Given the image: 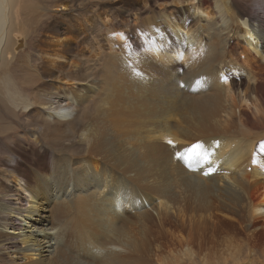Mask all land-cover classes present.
Returning <instances> with one entry per match:
<instances>
[{
    "label": "bare ground",
    "instance_id": "6f19581e",
    "mask_svg": "<svg viewBox=\"0 0 264 264\" xmlns=\"http://www.w3.org/2000/svg\"><path fill=\"white\" fill-rule=\"evenodd\" d=\"M76 1L57 0L54 8H43L32 0L28 5L24 0H0V72L13 62L14 53L25 49L27 42L20 39L14 45L12 36L38 39L34 50L41 68L36 65L34 74L42 77L45 71L43 75L48 77L37 80L40 84L33 94L41 107L34 110L39 119L36 131L47 137L65 130L74 137L76 129L84 128L78 141L83 156L65 164L56 184L47 183L53 163L43 147L25 157L28 165L14 159L24 160L19 153L8 159L9 181L15 185L0 194V264H135V255H140L137 251L152 247V243V252L168 256L165 249L174 252L179 248L180 255L193 256L198 250L191 246L197 248L188 215L199 205L223 225L230 224L225 219L239 216L246 222L242 224L245 230L254 228L248 239L264 250L258 225L255 228L258 221L264 223V163L253 175L224 179L222 188L211 184L217 170H224L223 176H239L250 168L240 170L244 162L264 159V0H130L132 8L146 14L152 3L156 8L158 2H171L162 6L175 9L177 15L159 21L157 14L154 19L161 24L154 29L142 30L141 24H135L133 31H119L116 26L119 32L107 35L109 50L103 66L89 57L92 65L88 70L96 72L93 76L88 71L84 82L65 75L79 66L68 56L78 48L85 28L74 23V18L83 21L79 14L83 5ZM184 2L190 7L178 8ZM24 9L32 10V18L23 23L19 18ZM50 13L54 20L43 28L30 25L36 16ZM102 21L106 26L108 21ZM31 56L28 54L31 63L27 65L34 67ZM67 68L70 70L64 72ZM49 77L53 84L48 83ZM93 100L100 105L99 113L95 109L89 112ZM178 155L183 159L180 164L175 161ZM209 160L227 168L212 169L206 164ZM195 169L209 178L199 174L206 181L198 178L191 184V176L186 175ZM182 174L188 189L196 194L184 193L193 201L183 209L181 205L173 209L169 204L179 201V192L172 188L176 183L171 177ZM200 181L209 185L196 186ZM162 198L165 200L159 202L155 218L145 203L152 208L154 201ZM127 206L137 218L130 216ZM43 213L68 215L73 222L68 224L70 233L81 238L78 246H96L106 254L93 255L86 263L70 261L72 252L65 255L69 251L66 235L55 226L48 229ZM23 222L31 224L25 238L9 235L13 230L25 232ZM99 231L101 237L93 240ZM144 264L151 263L147 260Z\"/></svg>",
    "mask_w": 264,
    "mask_h": 264
},
{
    "label": "rangeland",
    "instance_id": "374dc122",
    "mask_svg": "<svg viewBox=\"0 0 264 264\" xmlns=\"http://www.w3.org/2000/svg\"><path fill=\"white\" fill-rule=\"evenodd\" d=\"M24 1L28 5V0H24ZM32 1L33 3L38 2L37 4L42 5L43 8H51V7L54 8L53 7L54 5H58L57 3H55V1L57 2V0H32ZM130 2H131L130 0H78V2L76 1V4L80 3L83 5V8H81L79 12V14L81 15L80 20H83V21L81 22V21H78L79 18L77 19L74 18V23L77 22V24H79L80 27L82 26L85 28L83 31L84 33H82V35L78 38V41H79L78 48L79 47L80 48L79 49L76 48V50L72 52L71 54H69L70 56H68L73 61L75 60V62H77V65L79 64V66H76V69H75L77 73L76 71L74 72L76 73V75L78 74L77 75L78 77L75 76L74 73H72L73 75L69 74L71 71L69 72L68 70L70 69L67 68L66 71H64V72L68 71L67 74L65 73V75H67L66 78L68 79L74 78L73 80L74 81L76 80V82L77 81L84 82L87 79L88 71L93 73V76H94L96 70L93 68L88 70V67L92 65V63L90 62V58L94 60L93 61L94 64L98 63L101 66H103L104 63L102 62V59L104 58L107 50H109L108 43H107L108 33L112 31L113 33L115 31L119 32L121 30L122 31L123 30L133 31V29H135V24L138 25V27L141 24L142 27L140 26L139 29L141 28L142 30H146L148 27L151 29H154L157 25L161 24V22H156L154 19L157 14L161 16L159 21H162V19H170L169 18L170 14L172 16L177 15V11L175 9H172L171 7L165 9L162 6V5L170 6L171 2L170 4H162L158 2L156 8L154 7L155 3L150 4L148 6L150 9L149 14H146L145 12H143V10L138 11L137 9L132 8ZM84 6H86V8ZM189 7H190V3L188 4L185 2L181 3L178 6V8H183V9H188ZM15 11L17 13V9ZM262 12L263 11H260L259 13H262ZM190 14L192 15V13ZM35 15L36 13L34 14V16ZM121 15L124 18H122ZM31 16H32V10L24 9V11L22 12V18H19V19H22L21 21L24 23L23 20H26L27 18L31 20L32 18ZM51 16L53 17L54 15L50 13L49 16H47V14L45 16H36V19L33 22H29V23L32 27L40 26L43 28L44 27L43 25H45V23L54 20V19H51L52 18ZM136 16L138 17L137 22L134 21L136 19ZM121 18H122L123 23L126 26L123 25ZM125 18L128 19V21L127 20L124 21ZM102 19H106L108 21L106 26L104 25L105 23L102 21ZM84 20L86 22L88 21V25ZM120 21L122 24L120 23ZM132 21L134 22V24ZM145 22L147 26L145 25ZM110 23H113V24H110ZM143 23L146 27L143 25ZM116 26L118 27L119 31L117 30ZM121 26H123L124 28H121ZM87 34L89 35V37ZM131 37L133 38V35ZM13 39L15 40L13 41L14 45H16L20 39L24 40V42L25 43L27 42V43H26L24 50H20L19 53L13 52L16 55L15 59L10 64V66H6L5 69H3L0 72V194L7 192L10 188H13L15 185L14 183L9 181V176H10L9 170L10 169H7L8 167L7 161L13 155L17 156L18 153L21 154L24 160L19 157H14V159H17L18 162L20 161L19 163L21 164L28 165V163L26 164L25 157L29 156L28 154H30L34 149L36 148L42 149L43 147V149L47 150L50 153V159H51V162L53 163V170L51 173V177H49L47 183L54 182V184L58 182V178H59L58 176L63 174L62 171L64 170L65 164H67L68 161L70 160L75 161V159L81 158L83 156V152L78 145V141L82 133L81 131H83L84 128L76 129L77 134L74 137L71 136L70 133L65 130H61L55 135L49 134L47 135V137L41 136V134L38 131H36L37 130L36 124L39 119L34 117L35 115L34 110L39 109L41 107L35 102L33 94L35 93L36 86L40 84V82L37 80H40L42 78H44L45 80V77H48V76L43 75V73L44 74L47 73L45 71L41 72L42 77H39L34 74L36 73V70H35L36 65L37 67L41 68L39 65L40 61L36 60V57H38V54L34 50V48L36 47V43L38 42V39H34L32 37L25 38L21 34H17V36H12V40ZM13 46L11 47V49H13ZM81 47H82V51H81ZM28 54L32 55L31 59L33 61L34 67L27 65V63L29 64V62L31 63V60L27 59ZM139 56L141 55L139 54ZM86 58H88L87 59L88 61L85 60ZM242 59H244V56L242 57ZM85 62H88V64L85 65ZM101 66H97V68ZM83 75H85L86 78ZM48 83L53 84L52 81L50 80V77L48 79ZM26 104H31V106L29 108H25ZM93 109H95L96 113H99L100 105L96 103V100H93L91 102L89 112H93L94 111ZM38 142L41 144L38 145ZM70 145L74 146L73 148H75V151H72V148L70 147ZM21 148L23 149L22 151H21ZM68 155H71V157H69ZM220 163L221 162H212L211 160H209L207 161L206 164H208L212 169L213 168H220V169L227 168V167L221 166ZM262 163H264L263 158L262 159L260 158L250 159L244 162L242 168L240 169L242 170V169H247L250 167L248 171L245 170L243 174L239 176H234V177L216 176L211 181V184L216 185L218 183V186L222 188L223 187L222 182L224 181V179L229 178L230 180H232L234 178H239L247 174L253 175L257 172L255 168L257 166H260ZM188 175L191 176V178ZM179 176L182 179H180L176 175L174 177L173 176L171 177L173 181L172 183L173 184L174 182L176 183L175 185L171 184L172 188H174L175 192L177 193L179 192L177 194V199H176L179 201H176L177 203L174 202L175 204H173V202H171L172 204H169L172 206L174 205L173 209L175 207L178 208L180 205L182 206V209L185 208V206L187 207V204L193 201L191 197L196 194L194 190L188 189L187 182L183 179L185 178V174H182ZM186 176L190 178V179L188 178L189 182L190 180H193L191 184H195L196 178L193 175H190V173H188ZM198 178H202V177L199 176ZM202 179L205 180V178H202ZM181 181H183L185 185H183V182ZM205 181H202L203 183H201V181L197 182L196 186L197 185H201L202 187L208 186L209 184H206ZM180 186L182 187L180 188ZM182 188L183 190H181ZM176 189H179V190L177 191ZM185 189L187 192L185 191ZM190 191L193 194L190 193ZM71 193L74 196V190L71 191ZM184 193L190 194L191 195L190 198L192 200L188 198V196L190 195L185 194L186 195L185 196ZM253 194H255L256 196ZM252 197L255 200L257 199L256 191L255 193H252ZM185 199H186V202L184 201ZM253 199H251V202H253ZM164 200L165 199L162 198L159 201H154L155 205H153L152 208L148 203H145V201L144 203H145L146 209L150 210L152 216H154L155 218H158L157 216V213H158L157 209L159 207L158 204H160L161 201H164ZM180 201L183 203H181ZM178 202H180V204ZM127 210L130 216L132 217L134 216V218H137L135 216V212L131 211L129 206H127ZM242 210L246 212V210L244 209H241L240 211ZM242 212L240 213L242 215L241 217H243ZM245 212L243 213L246 214ZM43 214L46 215L47 217L46 221H47L48 229H50L51 226H55L56 229L58 230L61 229L63 233L66 235L64 237V243L69 242V249H68L69 251L65 255L72 252V258H70V261L76 263L79 260H83L86 263L88 262L86 260H88L93 255L104 256L106 254L105 250L99 247H96V246H94V248L91 246H84V247L78 246V242L81 241V238L76 233H73V234L70 233L71 229L68 227V224H72L73 222L71 221V218L67 217L68 215H65V216L61 215V217L60 216L50 217L48 213H43ZM207 214L208 213L203 211L199 205L195 213H190L188 215V220H191L190 229H191L192 237L196 239L197 248L194 247L193 245L191 246L194 249H197L198 253H196L193 256H182L180 255L181 250L179 248L178 250H175L174 252H171L169 249L168 250L165 249L164 250L165 253L167 251H168L167 254L169 253L168 254L169 257H168L164 253L160 254L157 250H154L152 252L151 248H153L154 246V243H152L153 244L152 247H150V245H147L145 248L146 250L144 249V251L143 250L137 251L138 253H140V255L138 254L135 255L134 257L135 264H144L147 260L151 264H264V250L258 248L257 246H254L253 243H251L250 239H248L251 236L252 234L251 231L254 230V228L251 231L245 230L244 225L242 226V224H246V222L243 221V219L241 218L239 219V216H238V219L236 216H234L235 217L234 220L225 219L228 221L227 223H230V224L223 225L217 220L210 218ZM74 216L79 219L78 216L73 215V217ZM22 225H24V227L27 229L25 232L20 234L19 231L13 230V233L9 232L11 233L9 235L14 236V237L22 236L23 238H25L28 233V230H30L29 227H31L30 226L31 224L29 225L23 222ZM263 225H264L263 221L260 220L257 222L255 228L256 227L258 228L256 229L258 232L260 231L259 234L260 236L262 235L263 238L262 237L261 238L264 240V228H262L264 227ZM103 226L104 225L100 226L99 230H101ZM107 228H110V227L106 226V229ZM58 230H54V233H57ZM49 233L51 234L52 232H49ZM37 234L39 233H34L32 235H37ZM100 237H101V232L99 231V233L94 235L93 240L99 239ZM227 240L230 243V246L229 244L227 246L224 245V241H227ZM248 240L250 241V245H248L249 244ZM165 244L172 245V242L166 241ZM22 247H24L25 249L27 248L30 249V247L32 246L22 245ZM253 247L255 249H253ZM197 250H195V252H197ZM113 251L123 252V250L120 248L118 249L113 248ZM176 251H178V253ZM28 254L31 256L32 252H28ZM40 258L41 256L38 257V259ZM5 264H11V262L8 261Z\"/></svg>",
    "mask_w": 264,
    "mask_h": 264
},
{
    "label": "clouds",
    "instance_id": "9594fccd",
    "mask_svg": "<svg viewBox=\"0 0 264 264\" xmlns=\"http://www.w3.org/2000/svg\"><path fill=\"white\" fill-rule=\"evenodd\" d=\"M179 164V163H178ZM190 175H192L191 173H190ZM195 177V176H194ZM197 180H198V176L197 177H195Z\"/></svg>",
    "mask_w": 264,
    "mask_h": 264
}]
</instances>
